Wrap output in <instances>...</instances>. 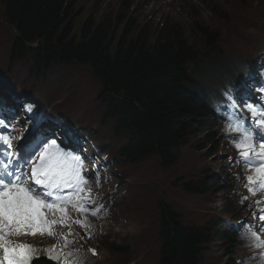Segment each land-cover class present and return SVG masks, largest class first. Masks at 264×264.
I'll return each instance as SVG.
<instances>
[{
  "label": "rangeland",
  "instance_id": "374dc122",
  "mask_svg": "<svg viewBox=\"0 0 264 264\" xmlns=\"http://www.w3.org/2000/svg\"><path fill=\"white\" fill-rule=\"evenodd\" d=\"M125 5L130 10L129 17L139 19L143 25L149 23L157 28L167 20L181 25L189 44L200 53L205 51L207 40L198 27L216 33L221 55L229 62L226 74L234 75L236 70L240 73L243 70L239 69L248 62L264 57V0H79L73 17V37L81 34L89 19L100 23L119 11L125 13ZM124 30V25L119 28L118 38ZM32 58L27 50L22 57L16 54L15 31L5 20L0 4V83H13L20 92L33 95L44 107L88 132L95 145L107 147L115 167L110 172L112 185L100 194L108 208L107 216L90 218L68 210L67 227L58 224L55 238L22 237V242L41 249L53 244L62 247L63 237L71 232L66 251L83 264H160L162 202L170 205L188 227L210 226L224 233L232 219L246 225L253 222L252 207L264 198V192L255 196L248 192L245 177L251 173L237 162L239 157L230 145L231 132L227 127L209 122L212 141L201 139L203 134L191 138L180 149L178 163L173 167L164 166L158 156L131 161L122 154L128 138L116 121L108 120L101 99L102 86L88 68L53 64L41 70L36 69ZM199 80L212 107L218 104L214 94L232 83L224 75ZM211 180L221 183L206 186L207 192L201 194L186 186L208 185ZM225 186L229 187L227 193L222 192ZM242 197L248 199L242 201ZM77 220L89 227H82ZM222 222L225 226H220ZM243 233L237 235L235 245L214 240L205 250L202 264H264V248L247 246L249 241ZM260 238L264 240V235ZM120 245L126 246L129 253L118 254L113 247ZM38 256L46 258V253L41 250Z\"/></svg>",
  "mask_w": 264,
  "mask_h": 264
},
{
  "label": "trees",
  "instance_id": "16d2710c",
  "mask_svg": "<svg viewBox=\"0 0 264 264\" xmlns=\"http://www.w3.org/2000/svg\"><path fill=\"white\" fill-rule=\"evenodd\" d=\"M79 0H0L4 17L15 31L16 54L32 55L36 69L53 64H78L88 68L102 86L108 120L128 138L123 156L142 161L158 156L170 168L191 138L203 134L212 141L211 126L217 121L199 79L226 74V61L218 45L220 37L198 27L206 42L203 53L188 42L185 29L172 21L157 28L119 11L100 23L92 18L73 37V17ZM124 25L122 37H117ZM202 142V141H201ZM221 183V182H220ZM186 184L201 194L205 187L220 185ZM223 193L229 187H223ZM218 229V227H217ZM208 227H188L168 204L160 203V264H202L203 254L214 240L235 245L236 238ZM91 246V245H89ZM113 247L128 254L126 246ZM112 250V252H115ZM237 264V263H232Z\"/></svg>",
  "mask_w": 264,
  "mask_h": 264
},
{
  "label": "snow or ice",
  "instance_id": "6c2138e0",
  "mask_svg": "<svg viewBox=\"0 0 264 264\" xmlns=\"http://www.w3.org/2000/svg\"><path fill=\"white\" fill-rule=\"evenodd\" d=\"M224 95L228 105L238 111L231 92ZM244 107L250 113L251 126L242 116L226 117L225 120L227 130L235 133L229 142L237 150V162L251 173L245 177L247 190L255 196L257 192H264V106L245 103ZM6 108L7 102L0 98V129L5 130V134H0V146H6L0 153L5 157L0 160V264H45L38 256L41 250L46 253V261L53 264H83L80 258H73L71 251H66L71 243L68 239L71 232L63 237L62 247L53 244L41 249L20 238H55L54 229L58 224L67 227L69 206L84 216L98 215L99 208L87 207L90 196H79L90 181L85 174L86 158L77 151L65 149L55 137L47 135L34 138L35 147L30 152H21L20 148L12 152L15 146L13 138L7 135L11 121L4 115ZM27 111H32L30 106ZM96 182L99 183L98 174ZM74 197L77 198L75 202ZM246 199L248 197H242V201ZM256 203H264V198ZM253 215L258 221H264V209L259 210V215ZM76 223L89 227L81 220ZM245 223L242 222L240 227H245ZM261 231H264V223L246 228L242 236L249 241L247 246L264 248V240L259 235ZM89 251L96 254L94 249Z\"/></svg>",
  "mask_w": 264,
  "mask_h": 264
},
{
  "label": "bare ground",
  "instance_id": "6f19581e",
  "mask_svg": "<svg viewBox=\"0 0 264 264\" xmlns=\"http://www.w3.org/2000/svg\"><path fill=\"white\" fill-rule=\"evenodd\" d=\"M44 261V260H43ZM47 264H51V263H49V262H47V261H45Z\"/></svg>",
  "mask_w": 264,
  "mask_h": 264
}]
</instances>
